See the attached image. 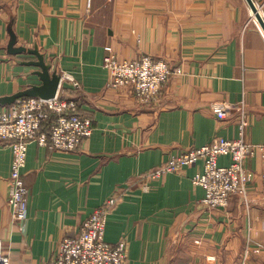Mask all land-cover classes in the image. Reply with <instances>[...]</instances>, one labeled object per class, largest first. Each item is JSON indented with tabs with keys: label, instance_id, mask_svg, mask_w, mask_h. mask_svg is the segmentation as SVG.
Returning <instances> with one entry per match:
<instances>
[{
	"label": "crops",
	"instance_id": "obj_1",
	"mask_svg": "<svg viewBox=\"0 0 264 264\" xmlns=\"http://www.w3.org/2000/svg\"><path fill=\"white\" fill-rule=\"evenodd\" d=\"M11 32L16 46L45 55L62 75L59 94L94 126L72 152L29 144L22 224L8 203L13 148L0 139V237L13 264H45L113 196L105 238L127 241L126 264H264L260 154L246 160L255 172L247 199L233 194L224 208L210 209L193 182L202 160L147 177L219 136L264 145V30L247 0H0V96L41 83L38 68L22 63L34 56L9 53ZM106 46L121 59L149 55L182 72L157 103L143 104L130 86H111ZM222 104L231 105L225 118L213 110Z\"/></svg>",
	"mask_w": 264,
	"mask_h": 264
},
{
	"label": "built area",
	"instance_id": "obj_2",
	"mask_svg": "<svg viewBox=\"0 0 264 264\" xmlns=\"http://www.w3.org/2000/svg\"><path fill=\"white\" fill-rule=\"evenodd\" d=\"M256 4L261 9L264 7V1L262 5ZM105 49L108 54L104 65L110 72L112 87L130 86L137 100L143 104L157 103L163 84L172 75L182 72L163 59L150 56L135 60L119 59L111 46ZM62 97L59 91L49 99L21 97L0 112V139L9 141L13 148L8 203L16 224H22L28 216L29 189L24 181V168L29 144L35 141L50 150L72 152L93 134L92 119L77 112L78 104L74 99ZM243 107L240 108L241 135L247 123ZM230 109L229 104L213 107L220 118L227 117ZM51 115H54V119L47 133L42 130V124ZM242 136L237 139L219 136L211 144L171 156L165 164L148 173L147 177H162L202 160L203 170L196 173L193 182L204 188L203 202L210 209L227 207L233 194L247 199L248 185L255 172L246 166V160L257 153L264 159V145H251ZM222 155L230 156L229 165L218 163ZM262 193L264 199V173ZM116 202L117 198L113 196L96 208L83 222L79 234L64 237L56 255L45 264H126L127 242L120 240L112 244L105 238L107 217ZM260 250L261 246L254 248L256 252ZM0 264H13L1 237Z\"/></svg>",
	"mask_w": 264,
	"mask_h": 264
},
{
	"label": "water",
	"instance_id": "obj_3",
	"mask_svg": "<svg viewBox=\"0 0 264 264\" xmlns=\"http://www.w3.org/2000/svg\"><path fill=\"white\" fill-rule=\"evenodd\" d=\"M254 16L261 24L264 30V17L259 11L254 0H247ZM17 37L15 33L11 32V39L8 44V51L11 54L29 53L35 57L33 60L23 61L22 63L29 66H35L38 69L34 72L39 76L41 83L33 84L25 89L19 90L13 94L0 96V105H11L18 98L33 96L49 99L55 97L59 91L62 75L52 68V63L46 60L45 55L40 52L37 46L27 48L25 46H16Z\"/></svg>",
	"mask_w": 264,
	"mask_h": 264
},
{
	"label": "trees",
	"instance_id": "obj_4",
	"mask_svg": "<svg viewBox=\"0 0 264 264\" xmlns=\"http://www.w3.org/2000/svg\"><path fill=\"white\" fill-rule=\"evenodd\" d=\"M66 87H63V91H66ZM54 119V115H51L48 119H46L42 124V130L46 131L47 133L50 131L52 122Z\"/></svg>",
	"mask_w": 264,
	"mask_h": 264
},
{
	"label": "rangeland",
	"instance_id": "obj_5",
	"mask_svg": "<svg viewBox=\"0 0 264 264\" xmlns=\"http://www.w3.org/2000/svg\"><path fill=\"white\" fill-rule=\"evenodd\" d=\"M261 3H263V1L261 2ZM261 3H258V4H261ZM262 5V4H261ZM112 47V46H111ZM113 48V47H112ZM113 51H114V49H113ZM115 52V51H114ZM115 54H116V57H118L119 59H121L119 56H118V54L115 52ZM145 56H149V55H143V56H140L139 58H141V57H145ZM151 58H153L152 56H150ZM139 58H133V59H125V60H135V59H139ZM153 59H155V58H153ZM105 62V61H104ZM112 86V85H111ZM122 87H125V86H122ZM118 88H121V87H118ZM62 98H69V97H62ZM69 99H71V98H69ZM76 102V101H75ZM77 103V102H76ZM93 128H94V126H93ZM230 201V200H229ZM117 203V202H116ZM228 205H229V203H228ZM126 241V240H125ZM127 242V241H126ZM127 260V259H126Z\"/></svg>",
	"mask_w": 264,
	"mask_h": 264
},
{
	"label": "bare ground",
	"instance_id": "obj_6",
	"mask_svg": "<svg viewBox=\"0 0 264 264\" xmlns=\"http://www.w3.org/2000/svg\"><path fill=\"white\" fill-rule=\"evenodd\" d=\"M259 6V5H258ZM258 9H259V11L261 12L262 11V9L260 8V7H258ZM262 14V13H261Z\"/></svg>",
	"mask_w": 264,
	"mask_h": 264
}]
</instances>
